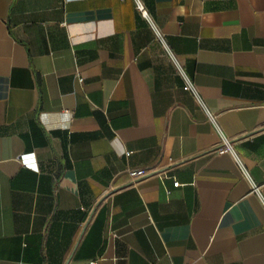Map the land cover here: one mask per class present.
I'll return each instance as SVG.
<instances>
[{"label": "crops", "instance_id": "0c3cea01", "mask_svg": "<svg viewBox=\"0 0 264 264\" xmlns=\"http://www.w3.org/2000/svg\"><path fill=\"white\" fill-rule=\"evenodd\" d=\"M141 1L0 0V264H264V0Z\"/></svg>", "mask_w": 264, "mask_h": 264}, {"label": "built area", "instance_id": "2783aa9c", "mask_svg": "<svg viewBox=\"0 0 264 264\" xmlns=\"http://www.w3.org/2000/svg\"><path fill=\"white\" fill-rule=\"evenodd\" d=\"M136 3H137V8H138L139 12L141 13V15L145 18H150L149 11L146 8V6L144 5V3L141 0H136ZM185 89L190 91L197 98V100L203 104V101H202L197 89L195 88V86L192 83L188 82L187 85L185 86ZM228 151H233V149H232V146H231L229 140L224 137L222 140V145L220 147H218L213 152L223 154V153H226ZM127 154H129V152ZM244 171H245V169H244ZM134 174H143V171L134 172ZM179 184H180L179 182H174V186H178ZM90 264H95V262H91ZM186 264H192V263H186Z\"/></svg>", "mask_w": 264, "mask_h": 264}]
</instances>
